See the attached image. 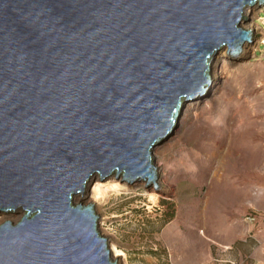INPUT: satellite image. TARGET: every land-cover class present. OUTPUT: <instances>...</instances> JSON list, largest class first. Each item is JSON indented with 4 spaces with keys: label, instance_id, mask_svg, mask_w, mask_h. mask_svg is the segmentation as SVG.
Wrapping results in <instances>:
<instances>
[{
    "label": "water",
    "instance_id": "obj_1",
    "mask_svg": "<svg viewBox=\"0 0 264 264\" xmlns=\"http://www.w3.org/2000/svg\"><path fill=\"white\" fill-rule=\"evenodd\" d=\"M257 4L0 0V211L24 210L0 226V264H118L74 195L95 174L156 181L153 148L218 52L251 42Z\"/></svg>",
    "mask_w": 264,
    "mask_h": 264
},
{
    "label": "rangeland",
    "instance_id": "obj_2",
    "mask_svg": "<svg viewBox=\"0 0 264 264\" xmlns=\"http://www.w3.org/2000/svg\"><path fill=\"white\" fill-rule=\"evenodd\" d=\"M259 7L247 20L257 31L249 49L239 53L245 56L223 59L217 89L185 105L180 128L155 153L163 173L156 183L166 181L173 188L169 196L150 209L143 186L133 183L132 191L123 182L119 195L97 205L109 246L126 253L123 264H264V10ZM199 212L201 227L193 224ZM167 231L186 233L184 243L189 249L200 244V251L175 249L180 243L171 242Z\"/></svg>",
    "mask_w": 264,
    "mask_h": 264
},
{
    "label": "bare ground",
    "instance_id": "obj_3",
    "mask_svg": "<svg viewBox=\"0 0 264 264\" xmlns=\"http://www.w3.org/2000/svg\"><path fill=\"white\" fill-rule=\"evenodd\" d=\"M257 6H260L259 8H261V10H264V4L263 5H255V6H252V7H246V10H245V14H244V19L243 21L241 22V26L245 29V30H251L253 32V35L252 37L254 36L255 32L257 31V26L255 24H252V23H247L246 20L249 18L250 14L253 13V11L255 10V8ZM250 41H246L244 44H242L241 46V49L246 52L249 47H250ZM228 46H226L225 48H223L221 51L218 52L216 58L213 60L212 62V69H215V76H214V80L212 85L210 86V89L208 92L207 90L206 91H203L202 95L197 97H193V99H188L184 106L182 107V112L184 110V107L185 105H189L191 104L192 102H195L196 100H199L202 98L203 95H205V93L208 95V93L210 92L211 94H213V91H215L217 89V87L215 86V83L216 81L221 78V71H220V66L219 64L223 61V59H226V60H235V59H240V58H243L245 55L242 53L240 54V56H235V55H232V51L230 50L229 53H228ZM207 86V87H209ZM210 94V96H211ZM242 109H244V107L242 106L241 108L238 109L239 113L241 114V117H243V113H242ZM207 112H210V109H207L205 110ZM212 111V110H211ZM238 115V114H237ZM239 116V115H238ZM180 116L178 117V119L176 120V123L174 124L173 126V129L172 131L170 132V135H168L167 137H165V139L162 140V143H158L156 144V146L153 148V156L155 158V153L157 151V149H159L163 144L164 142H167L169 141L175 134L176 132L178 131V129L180 128L181 124L179 123L180 122ZM230 131V130H229ZM241 160V158H239V161ZM159 168V167H158ZM156 173L157 175H159V173H161L163 175V173L159 170V169H156ZM239 173H237L238 175ZM146 179V180H145ZM160 179V178H159ZM149 178H142V179H138V180H135L132 182V180L128 181V179L124 178V175L123 174H118V177H117V174L116 173H113L112 175L110 176H107V177H102L99 175V174H95V175H92L86 186H85V189L84 191H81V192H77L75 195H74V204H82V205H89V204H94L95 205V209H96V213L98 214L99 216V220L101 219V215L99 214L98 212V208H97V205L99 204H102V203H105L108 198L110 197L111 194L113 195H119L122 191H123V182H125L124 184L128 187L129 190H134V188H132V184L133 183H140L142 186H143V192L144 194L148 197V206L150 209H153L155 206H157L161 200V198L163 196H169V194L172 192V187L169 185V184H166V181H162V183H160V187L157 189L156 185H155V182L158 181L156 179L155 182H148ZM162 184V185H161ZM129 185V186H128ZM264 186V185H263ZM238 200V199H237ZM23 214H24V210L22 208H19L16 213H4V212H0V226L3 225L6 221H10L12 222L14 225H16L18 222L21 221L22 217H23ZM196 219H195V222H193V224L197 227H201L202 226V223L200 222L201 220V217H202V212H199L196 214ZM200 219V220H199ZM180 221H177L174 223V228L175 229H179L181 228L182 224L179 223ZM102 224V223H101ZM98 229L100 231V234L102 237L104 238H107L108 242H109V234L103 230L102 228H100L98 226ZM168 232V231H167ZM196 234L197 231H193ZM167 236H168V239L171 241V242H176V243H180L179 244V248H175V249H178L179 251L181 252H189L190 253V250H195L197 249V251H200L198 249H200V244H196L194 243L193 245H191V247L193 248H188V245H186V243H184L187 239L186 237V233L185 234H181V235H178V233L176 234H173L171 232H168L166 233ZM207 234L206 230L204 231H201V236L200 238L202 239V236L205 237V235ZM197 238V236H196ZM201 239H199L201 241ZM204 239V238H203ZM202 239V240H203ZM171 246H172V249H174V243L172 244L171 243ZM110 247V251H111V256H112V259L117 261L118 264H123V259L126 258V253L124 252V250L120 249L118 246L112 244ZM199 253H197L198 255ZM201 254V252H200ZM202 256V254H201ZM197 259H199L197 257ZM122 260V261H121Z\"/></svg>",
    "mask_w": 264,
    "mask_h": 264
}]
</instances>
